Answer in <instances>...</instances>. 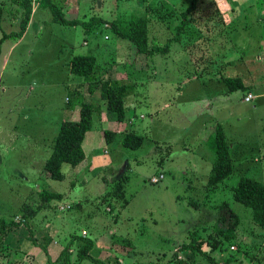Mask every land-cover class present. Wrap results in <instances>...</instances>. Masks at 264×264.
Listing matches in <instances>:
<instances>
[{
  "label": "rangeland",
  "instance_id": "rangeland-1",
  "mask_svg": "<svg viewBox=\"0 0 264 264\" xmlns=\"http://www.w3.org/2000/svg\"><path fill=\"white\" fill-rule=\"evenodd\" d=\"M20 1L0 0L5 33L19 27ZM39 1H32L31 26L18 48L8 53L12 39L0 47V217L26 221L0 243V264H53L54 251L73 237L71 261L81 243L77 238L86 237L95 242L92 257L108 264H174L180 258L192 264L181 246L193 233L204 238L216 220L211 208L216 195H205V186L214 161L210 139L217 124L223 127L235 160L234 174L219 197L224 210L228 207L239 216L238 241L233 250L229 242H222L218 251L206 244L203 249L220 263L235 257L230 264H264V241L251 222V211L234 202L228 190L240 176L264 183V0L235 4L240 16L230 23L225 18V29L217 30V42L208 46L213 61H197L199 46L205 43L198 27L186 30L180 42H172L167 54L145 57L118 38L109 24L93 25L86 33L82 25L53 23L47 4L40 7ZM51 2L65 18L86 23L92 16L109 23L131 15L151 17L149 8L156 11L162 6L179 13L187 4L185 0ZM205 13L198 11L197 17ZM177 17L167 23L169 29L152 20L151 39L156 45L161 47L175 35L182 19ZM75 55L97 60V73L84 85L65 65ZM108 67L113 71L110 79L102 76ZM206 69L210 73L203 74ZM221 77H241L255 99L241 100L250 88L225 94ZM99 81L134 83L124 102L132 125L118 123L107 112L100 86H95ZM81 103L94 107L93 130L83 143L86 158L76 168L63 165L65 179L53 181L43 165L60 123L78 120ZM104 114L111 120L102 125L98 120ZM101 128L119 134L106 143ZM121 130H135L144 137L143 146L123 147ZM160 174L162 181L150 183ZM121 180L125 202L111 194ZM43 189L60 193L61 198L49 208L41 206L38 194ZM26 206L34 213L30 218L24 217ZM28 226L39 241L49 237L57 248L45 254L27 239ZM116 238L129 239L131 247Z\"/></svg>",
  "mask_w": 264,
  "mask_h": 264
},
{
  "label": "trees",
  "instance_id": "trees-1",
  "mask_svg": "<svg viewBox=\"0 0 264 264\" xmlns=\"http://www.w3.org/2000/svg\"><path fill=\"white\" fill-rule=\"evenodd\" d=\"M32 1L33 0H21L18 3L19 10H17V13H19L20 19L18 25L19 27L17 30L10 33H5L1 28L4 11L0 8V34H2V37L0 38V47L5 40L12 39L13 41H18L24 35L33 14ZM185 1L187 2L186 8H182L179 13H177L174 7L162 6V8H159L156 11H154L155 9L149 8L150 13H152L151 17L147 15H131L128 19L118 18L110 23L95 16H92L87 23L79 21L78 19H67L65 18L61 8L52 4L51 0H40L38 5L40 7H44L47 4L46 6L50 9V13L52 15L51 20L53 23L70 27L82 25L86 33L90 31L93 25L109 24L111 30L118 38L130 42L135 47L136 52L145 57H152L157 54H167L170 44L172 42H180L182 36L186 33V30L195 26L198 27L199 32L203 33V40H205V43H202V45L199 46L201 55L198 57L197 61H213L215 56H212L213 53L210 54L211 50L208 46H212L217 42L218 37L215 32L217 30L223 31L225 29V18L218 9L215 0H209V2H207V0ZM34 2H36V0H34ZM202 10L207 13H205L202 18L201 16L197 17V12ZM177 14H179L182 19L180 20V23L175 26V35L168 39L161 47L156 45L151 39L150 27L152 20H158L161 25L163 24L167 29H169L167 23H169L173 18L179 19ZM213 35L214 39L210 40ZM207 41L208 44L206 43ZM203 45H205L204 48H202ZM68 65L71 74L78 78H82L83 85L87 78L94 75L98 71L97 60L92 55H75L70 58ZM208 73H210L208 70L203 72V74ZM220 79L226 87L225 94L227 95L236 91H243L246 88L249 90L250 88H248L241 77H221ZM95 86H100L101 96L104 100L106 110L114 116L115 120L118 123L128 121L124 102L127 91L129 89H133L134 83L126 85L125 83L121 84L114 81H105L101 83L99 81L95 82ZM249 92H251V88L244 95V98L247 94H251ZM93 112L94 107L92 104L81 103L78 120H66L60 123L58 133L52 145L51 154L43 165V170L49 179L62 182L65 179V175L62 172L63 165L67 164L72 168H76L85 160L86 157L82 149V142L85 134L92 129L94 121ZM121 131L120 134H123L121 141L123 147L137 150L143 146L144 137L137 134L135 130L126 131L125 133H123L124 131ZM101 134L106 143L112 142L118 135L117 132L109 130H102ZM210 141H212L211 143L214 149V161L207 178L205 186L207 193L205 195H216L214 201L215 205L211 207L212 210L216 212V220L211 227V232L205 236L206 238H198L193 233L190 236V241L183 244L181 248L187 252L186 254L189 253L191 255L192 264H230L236 260L235 257H233L234 259L229 258L220 263L216 261L210 253L213 250H220L222 242H229V250L230 248L233 250V244H236L234 242L238 241L237 226L239 225V216L237 212H234L228 207H226L227 210H224V201H222L221 197H219L222 196L224 190H226L225 181H227L234 174L235 160L231 154V144L227 140L221 124L216 125L214 136L210 139ZM170 149L171 147H169L168 150ZM122 180L117 184L115 190L111 193L112 196L118 200L124 199ZM228 190L231 194V199L234 202L250 209L251 222L256 228H258L257 231L262 235L264 241V183H260L247 176H240L235 182V185L230 186ZM38 195L41 199V206H47L46 208L50 207L51 202L61 198L60 193L54 191L50 192L46 189H43ZM23 212L25 214V218H30L34 214L27 206L24 208ZM25 222L26 221L22 219L14 221L12 219L5 220V218L0 217V243L3 244L13 229ZM29 227L30 226L26 227L30 234L27 239L36 246H39L45 254L50 253L49 247L53 244L51 243V238L43 236L42 240L39 241V239L32 234ZM74 239L75 237H73L69 243L65 245V247H61L59 253L56 254V259L51 263L77 264V262L87 260L93 264H108V260L106 259L101 260L92 257L90 253L95 246V242L86 237L77 238L80 239L81 243L75 251L76 259L71 261V243ZM116 242L128 245L129 247L132 245L131 241L127 238H116ZM204 244L208 247L210 246L211 251H205L203 249ZM237 250L239 251V248L235 251ZM174 262V264H191L190 260L183 262L181 258L175 259Z\"/></svg>",
  "mask_w": 264,
  "mask_h": 264
},
{
  "label": "crops",
  "instance_id": "crops-1",
  "mask_svg": "<svg viewBox=\"0 0 264 264\" xmlns=\"http://www.w3.org/2000/svg\"><path fill=\"white\" fill-rule=\"evenodd\" d=\"M215 2H216V4H217V7H218V9L220 10V12H221V14L224 16V18H227L228 20H229V23L231 22V21H233L234 19H236L237 17H239L240 16V11L237 9V6H235V4H237V3H240V4H242V5H245L247 2H248V0L246 1V0H215ZM34 12H35V10H34ZM33 15V14H32ZM31 21H32V16H31V19H30V22H29V24H28V26H27V29H26V31H25V33H24V35L21 37V39H19L18 41H15L14 43H11L10 42V44H9V47H8V53H11V52H14L17 48H18V46L23 42V40L25 39V37H26V34H27V30L28 29H30V26H31ZM2 37V34H0V38ZM6 41V40H5ZM70 60V59H69ZM69 60H67V63H65V65H67V68H68V71H69ZM229 64V63H228ZM228 64L226 65V66H228ZM112 69L110 70V68L108 67L106 70H104L103 71V75L102 76H104V75H106V76H108L109 77V79H110V76H111V74H112ZM69 73H70V71H69ZM71 74V73H70ZM73 75V74H72ZM74 76V75H73ZM105 82V81H104ZM82 83V80H81V82H80V85H82L81 84ZM249 93H251L252 95H253V99L252 100H254L255 99V95L253 94V92L251 91V92H249ZM244 98V96L242 97V99L241 100H244L243 99ZM251 100V101H252ZM250 101V102H251ZM244 102V101H243ZM246 103V102H245ZM105 109H106V107H104ZM108 112V111H107ZM103 118L104 119H102L101 117L99 118V123H101L102 125H104L103 124V120H104V122L105 123H109L108 121L109 120H111L110 118H108L107 117V115H103ZM133 120V118L132 119H128V121H129V123L132 125V121ZM92 130H93V126H92V129H91V132H92ZM100 131H102V128L100 129ZM119 131V130H118ZM117 131V134H119V132ZM91 132H88V133H91ZM85 138H86V134H85V137H84V140H83V142H82V149H83V143H84V141H85ZM52 246L50 245V247H49V250L50 251H53V250H55V248H57V246H53L52 248H51ZM59 248H60V246H58ZM59 251L60 250H56V251H54L55 252V254H58L59 253Z\"/></svg>",
  "mask_w": 264,
  "mask_h": 264
},
{
  "label": "built area",
  "instance_id": "built-area-1",
  "mask_svg": "<svg viewBox=\"0 0 264 264\" xmlns=\"http://www.w3.org/2000/svg\"><path fill=\"white\" fill-rule=\"evenodd\" d=\"M252 99H253V95L252 94H247V96L244 98L243 101L246 102V103H249ZM162 180H163V176L160 174L159 176L152 177L150 179V183L157 184V183H159Z\"/></svg>",
  "mask_w": 264,
  "mask_h": 264
}]
</instances>
